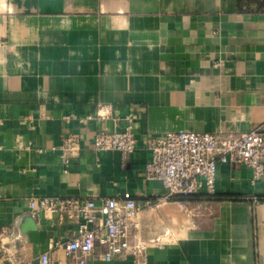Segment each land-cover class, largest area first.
<instances>
[{"label": "crops", "instance_id": "crops-1", "mask_svg": "<svg viewBox=\"0 0 264 264\" xmlns=\"http://www.w3.org/2000/svg\"><path fill=\"white\" fill-rule=\"evenodd\" d=\"M128 116L136 150L96 151L95 133ZM255 128L264 0H0V264L67 260L59 244L77 222L33 210V197L125 195L158 241L145 264H264V176L251 166L220 162L216 192L184 200H161L162 181L145 176L152 136ZM69 134L82 148L67 164ZM100 251L92 264H139Z\"/></svg>", "mask_w": 264, "mask_h": 264}, {"label": "built area", "instance_id": "built-area-1", "mask_svg": "<svg viewBox=\"0 0 264 264\" xmlns=\"http://www.w3.org/2000/svg\"><path fill=\"white\" fill-rule=\"evenodd\" d=\"M77 118L66 116L67 120ZM92 116L82 118L88 121ZM123 131L98 130L93 139L96 151L119 150L128 158L137 148L134 119L128 116ZM67 164L82 148V138L69 134L58 147ZM147 148L151 156L146 164L145 176L160 180L165 187L161 200H184L206 190L216 192L218 164H246L254 169L256 180L264 176V130L220 135L211 132L169 131L152 136ZM43 151V149H40ZM35 211L58 213L61 218L74 219L78 231L72 238L61 242L66 261L54 259L50 252L41 255L43 264H92L90 259L98 249L103 259L111 261L117 256H133L137 263L145 264L147 250L155 240L142 237V207L136 197L40 196L30 200Z\"/></svg>", "mask_w": 264, "mask_h": 264}, {"label": "trees", "instance_id": "trees-1", "mask_svg": "<svg viewBox=\"0 0 264 264\" xmlns=\"http://www.w3.org/2000/svg\"><path fill=\"white\" fill-rule=\"evenodd\" d=\"M199 194H197V195H195V196H193V197H190V198H188V199H192V198H195L196 196H198Z\"/></svg>", "mask_w": 264, "mask_h": 264}]
</instances>
